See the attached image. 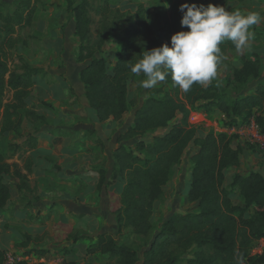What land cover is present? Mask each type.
<instances>
[{
    "label": "trees",
    "instance_id": "trees-1",
    "mask_svg": "<svg viewBox=\"0 0 264 264\" xmlns=\"http://www.w3.org/2000/svg\"><path fill=\"white\" fill-rule=\"evenodd\" d=\"M40 0H19L14 10L0 8V134L18 131L24 118L32 122H46L42 114L27 108V98L35 84V77L42 69L30 64L8 63L7 48L23 46L27 40L16 36L20 28L34 25ZM121 0H68L67 12L75 19V35L80 44L77 60L84 62L80 79L85 87V97L89 107L95 111V122L110 119L119 120L135 107L134 123L118 137L120 144L113 150L114 163L112 180H125L120 192L121 205L113 211L118 230L131 229L133 239L119 241L110 231L99 234L96 239L84 232L71 234L68 238L77 242L88 240V254L107 255L105 264H237L242 255L245 264H264V251L251 252L256 241L264 238V174L253 170L248 174L238 172L232 187H239L244 206L231 198L229 186H225L226 170L240 164L241 150L232 145L227 132L197 134V129L189 123L190 113L197 109L206 113L220 111L224 123L233 126L239 119H250L253 113L261 131L264 132V82H258L251 93L241 92L253 80H259L263 68V55L256 49L237 50L231 41H224L220 47L226 59L231 55L241 60L240 67L233 66L227 77V84L215 78L206 85L193 84L185 93L174 85L171 75L164 82L151 89L144 97L138 94L131 99V85L146 77L135 75L130 65L137 62L143 51L167 42L173 33L181 30L182 12L177 9L165 16L163 24L155 25L148 18V10L143 3L136 9L122 10ZM253 0H210L201 4L225 5L234 10L239 4L249 6ZM238 3V4H236ZM200 5V4H199ZM27 12V13H26ZM96 17V19H95ZM121 42V50L110 71L106 58L102 55L108 38L116 33ZM183 30H187L186 28ZM220 65V66H221ZM236 92L229 93V87ZM11 91V100L5 95ZM179 114L182 118L171 124ZM170 127L162 135H156L150 142L142 137L158 129ZM36 137L29 142L35 145ZM135 141L136 150L127 146ZM198 149L191 155L192 181L188 200L197 203L191 212H176L167 217L158 231L152 221L156 202L165 196V187L172 180L175 167L182 161L190 144ZM14 165L13 172L11 166ZM31 171V165L28 164ZM107 171L101 170L96 191L106 190ZM18 179L19 190H31L27 173L17 164H10L0 155V213L12 197V187L7 177ZM111 184V183H110ZM30 235L26 234L27 246ZM197 247V257L187 254ZM67 253V246L59 247ZM47 249L35 246L27 253L43 256ZM4 252H0V264H4ZM17 264H30L25 260Z\"/></svg>",
    "mask_w": 264,
    "mask_h": 264
},
{
    "label": "rangeland",
    "instance_id": "rangeland-1",
    "mask_svg": "<svg viewBox=\"0 0 264 264\" xmlns=\"http://www.w3.org/2000/svg\"><path fill=\"white\" fill-rule=\"evenodd\" d=\"M35 0H32L34 2ZM45 4L38 3V12L34 16V25L20 28L17 26L16 36H21L27 40L26 45L17 44V47L7 48L8 63L11 68L16 65L30 64L34 67H39L43 71L35 77V84L27 98V108L42 114L46 118V122H32L28 117L24 121L18 131H10L5 134H0V155L5 156L6 161L10 164H17L22 172L27 173L28 185L33 189L35 194L41 191L45 181L39 182L37 172L39 166L34 162V156H38L40 151L43 153L44 145L40 142L42 138L39 135L41 130L51 129L54 133L66 135L72 142L83 143L82 148L73 149L71 157L64 160L54 158L49 169L43 170V176L48 177V181H53L50 184V199L58 200L63 191L73 193V196L80 197L84 192H89L85 199L90 198V204L97 202L99 205L114 211L120 203V192L125 184V180L119 178L116 182L111 181L112 166L114 163L113 150L118 147V137L121 133L128 129L135 119V107L130 106L129 111L119 120H107L96 123L95 111L89 107L85 97V87L80 79V71L84 67V62L77 60V50L80 44L79 38L75 35V19L67 12L68 0H40ZM210 0H121L120 4H113L112 7H120L122 10H134L139 3H143L148 10L149 20L155 24H163V18L170 16L180 5L187 3H196L197 5ZM19 0H0V8L3 10H14ZM238 4V3H236ZM240 10L241 12L258 11L264 16V0H253L249 6L238 5L233 11ZM27 13V12H26ZM96 19V17H95ZM3 22L0 20V29ZM255 33L251 41L250 49H256L263 55V68L259 80H253L248 87L241 93H251L256 90L258 82H264V19L252 29ZM116 33L110 36L103 47L102 55L106 58L108 68L111 71L116 63L117 55L121 50V42L117 40ZM241 60L237 56L231 55L226 64L219 66L217 79L222 84H227V77L231 73L233 66L240 67ZM144 80V79H143ZM142 81V80H141ZM141 81L133 82L131 85V99L140 94L142 99L152 93L151 89H145L141 86ZM161 84L158 83L159 86ZM156 85V86H157ZM229 93L236 92L233 87H229ZM12 92L8 91L5 95V100L9 101L12 98ZM256 114L250 119H239L238 123L233 126H228L224 123V115L216 110L206 113L201 110H193L189 116V123L197 129L199 136H204L209 133L227 132L232 140L234 147H239L241 150L240 164L226 170L225 186H229L231 190V198L236 204L244 206V199L240 193L239 187H232L234 176L241 172L248 174L253 170L260 171L264 174V132L261 131L258 123L255 120ZM182 118L179 114L171 124L178 122ZM256 123V124H255ZM257 125V126H254ZM259 128V132L257 129ZM170 127L158 129L157 131L148 133L142 137L146 142H150L156 135L165 134ZM259 133V134H258ZM36 137L35 145L29 142L30 137ZM42 140V139H41ZM45 142V140H44ZM127 146L136 150V142L131 141ZM198 147L191 143L184 154L182 161L175 167L172 175V180L165 187V196L162 200L156 202L152 221L155 224V231H158L164 220L170 215L179 212L186 213L197 209L196 202L188 200V192L192 181V163L191 155ZM57 154H61L60 150ZM28 164L31 165V171L28 170ZM61 167V168H58ZM14 165L11 166L13 172ZM66 171L70 179L65 182L51 180L47 174L60 176L59 173ZM101 170L107 171V182L105 185L107 196L100 197L96 193V185L100 179ZM37 174V175H36ZM8 184L12 187V197L8 202L7 209L0 213V252H4V257L7 252H18L20 242L26 241V234H29V243H60L63 242L71 234L86 232L84 229H73L69 224L62 225L55 222L56 218L60 217V213H51L53 220L49 231L44 232L48 226V219L40 218L43 216L49 217L44 209V204H37L36 208L29 209V216L23 219V224L27 227L16 225L13 223L14 210L19 206H25L28 202H32V195L29 191L18 190L16 183L18 179L13 176L7 177ZM111 183V184H110ZM112 185V188L110 186ZM120 189V192L119 190ZM93 191V192H92ZM27 194V195H26ZM58 198V199H57ZM94 201V202H93ZM34 201L32 202L33 206ZM96 203V204H97ZM46 208V207H45ZM9 213H5V212ZM4 213V214H3ZM8 214V215H7ZM11 216V217H10ZM56 217V218H54ZM32 219V220H31ZM88 221L92 226L95 220ZM21 221V223H22ZM46 221V222H45ZM20 222V221H17ZM44 222V224H40ZM50 222V221H49ZM48 222V223H49ZM12 224H14L12 226ZM84 224V221H83ZM34 226V227H33ZM52 226V228H51ZM29 227H33L32 231ZM37 227V228H36ZM41 228V230L38 229ZM115 215L111 220H106L105 231H110L119 241L124 239H133L131 229L123 227L120 231L117 229ZM41 232V237L34 236L32 232ZM104 231V232H105ZM29 232V233H28ZM32 233V235L30 234ZM97 236H94L96 239ZM20 238L19 242H16ZM82 240V239H81ZM78 242L77 248L83 250V264H105L109 261L107 255L103 254H88L86 249L91 243L88 240ZM84 243L83 246L81 243ZM83 247V248H82ZM20 251V250H19ZM264 251V238L255 242L251 252L253 254ZM198 248L195 247L188 252V258L197 257ZM26 254L30 255L31 253ZM69 254V252H68ZM79 255V254H78ZM5 263V259H4Z\"/></svg>",
    "mask_w": 264,
    "mask_h": 264
},
{
    "label": "clouds",
    "instance_id": "clouds-1",
    "mask_svg": "<svg viewBox=\"0 0 264 264\" xmlns=\"http://www.w3.org/2000/svg\"><path fill=\"white\" fill-rule=\"evenodd\" d=\"M179 10L181 30L172 34L170 44L143 51L141 58L130 65L133 74L146 77L141 81L145 89L164 82L169 75L185 93L193 84L211 83L226 59L221 43L231 41L238 51L250 48L255 35L250 29L264 19L258 11H233L211 3L205 6L185 2ZM237 264H245L242 255H238Z\"/></svg>",
    "mask_w": 264,
    "mask_h": 264
},
{
    "label": "crops",
    "instance_id": "crops-1",
    "mask_svg": "<svg viewBox=\"0 0 264 264\" xmlns=\"http://www.w3.org/2000/svg\"><path fill=\"white\" fill-rule=\"evenodd\" d=\"M60 133L61 132L54 133L53 130L51 129H45V130L40 131L39 135H41L42 137L41 138L42 140L40 139V142L43 141L42 142L43 144L41 145H44L43 147L44 152L42 153L40 151V154L38 156L35 155L33 159H34V162L39 166V171L37 172L38 175L36 174L37 179L39 182L44 180L45 183L42 185L41 191L38 194L32 193L34 192L32 188L31 190H25V189L20 190V192L29 191L30 193H27V194H30V196L33 194L31 197L34 203H33V206H32L33 201L28 202V204H26L25 206L19 205L14 210L13 214L18 215V216L13 218L15 219L13 220V223H16V225L20 224V226H22L23 228H26L27 226L23 224L22 220L26 219L28 216L29 218L27 219H30L33 217L29 215L30 213L28 214L29 209H32V207L36 208L37 204H40V205L44 204V206L46 207V208L44 207V209L48 211L46 213L49 215V217L43 216L40 218V221H42V219L44 220L45 218L48 219L47 222L45 221L46 224H48V226L46 227V229H44V232L49 231L50 229V225L53 220V217H51V213L59 212L60 217L58 218L54 217L58 219L55 222L61 223L62 225L69 224L73 229H76V230L87 228L84 230L90 236L92 237L98 236L99 234L105 231L106 220H111L113 211L99 205L100 203L98 204L97 202H94V201H93L94 202L93 204H90L91 202L90 198L85 199L88 196L89 192H84L82 196L75 197L73 196V193H68L66 191H63V194L60 195L59 199L57 198L58 200L50 199V192H49L50 189L49 188H50V184L53 181H48L47 180L48 177L43 176L44 173H42V171L47 170L52 165H54L52 164V161L54 158L58 157V159L61 160L65 155L66 159H69L71 157V153H73V149H76L79 147L82 148L81 145H83V143L79 144L81 141L79 143L72 142L70 138L66 137V135L62 136ZM59 150L61 154H57ZM62 160L65 161V158H63ZM58 168H61V167H58ZM47 175L50 177L51 180H56L59 182H61L59 179L63 180L64 182L65 180L70 179L69 177L70 175L65 170L60 172L59 173L60 176L58 177H56L55 175L53 176L51 174H47ZM110 188H112V185L110 186ZM117 190H119L120 192V189H117ZM95 192L98 193L97 191ZM107 193L108 192L104 190L103 193L100 194V197L102 196V198H105L107 196ZM6 209H7V206L4 210ZM5 213H9V212L7 211ZM89 219L95 220L92 226L88 224V221H90ZM17 221H20V222H17ZM83 221H84V224H83ZM40 224L45 225L44 222H41ZM13 225L14 224H12V226ZM33 227H29V228L33 229ZM38 229L41 230V228L39 227ZM41 232L42 231L37 232V233L36 232L35 233L32 232V233L34 236L41 237V235H43L44 233L43 232L41 234ZM32 233L30 234L32 235ZM20 240L21 239L18 238L16 242H19ZM65 241L67 242L66 243L63 242L62 247L67 246V248L71 250L69 251V254L68 252L64 253V251L59 250V247L61 244L57 242L50 243V244H41V243L39 244V243L33 242V243H27L28 245L26 246L23 241V242H20V245L18 244L19 246L18 252H20V254L24 256V260L30 264H83V262H85L84 252H83L84 248L82 247L83 249L80 251L77 248V246L79 245L78 242H80V240L75 242L71 238H69V239H66ZM83 244L84 243L82 242L81 245L83 246ZM35 246L47 249L48 251L43 256H39L35 253H31L30 255L25 253V251L30 250L34 248Z\"/></svg>",
    "mask_w": 264,
    "mask_h": 264
},
{
    "label": "built area",
    "instance_id": "built-area-1",
    "mask_svg": "<svg viewBox=\"0 0 264 264\" xmlns=\"http://www.w3.org/2000/svg\"><path fill=\"white\" fill-rule=\"evenodd\" d=\"M255 124H254V126H257ZM257 132H259V128L257 129ZM22 260H24V256H22V254H20V252L17 253V252L10 251V252H7L5 255V263L4 264H17L18 262H20Z\"/></svg>",
    "mask_w": 264,
    "mask_h": 264
}]
</instances>
